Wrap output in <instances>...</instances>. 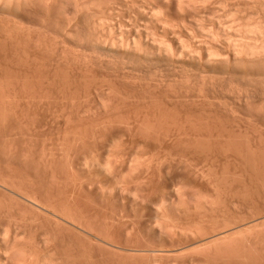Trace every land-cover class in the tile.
<instances>
[{
    "label": "bare ground",
    "instance_id": "obj_1",
    "mask_svg": "<svg viewBox=\"0 0 264 264\" xmlns=\"http://www.w3.org/2000/svg\"><path fill=\"white\" fill-rule=\"evenodd\" d=\"M0 97V264H264V0H0Z\"/></svg>",
    "mask_w": 264,
    "mask_h": 264
},
{
    "label": "rangeland",
    "instance_id": "obj_2",
    "mask_svg": "<svg viewBox=\"0 0 264 264\" xmlns=\"http://www.w3.org/2000/svg\"><path fill=\"white\" fill-rule=\"evenodd\" d=\"M0 98H2V97H0ZM0 100L2 101V99H0ZM46 123H47V122H46ZM48 124H50V123H48ZM42 126H43V128L40 127V130H41V132H42L41 134H43V137H42L41 141L38 140V141H40V142H38V143H39L40 145L43 144L44 146L49 147V146H50V143H51V141H50L49 131H51L50 133H52V131L54 130V127L50 126V127L53 129V130H51V129H48V128H50V127H48L49 125H47V124H46L47 127H45V128H44V126H45L44 124H43ZM48 130H49V131H48ZM38 143L35 144V145H36L37 147L39 146V148H40L41 146L38 145ZM231 162H232V160H231ZM231 162H230V164L226 167V169L224 168L225 166H224V167L221 166L220 168L222 169V167H223L224 170H227L230 174H233V172H235L236 170H237L236 172H238V169L235 168V166L238 167V166L236 165L237 163H235L234 160H233L234 163H233V162L231 163ZM221 169H220V170H221ZM218 170H219V169H218ZM224 170H222V171L224 172ZM236 172H235V173H236ZM247 175H248V174H247ZM232 176H235V175L233 174V175H231V177H232ZM235 177L238 178V176H235ZM245 177H246V176H245ZM236 178H233V179L236 180ZM242 178H243V177H242ZM243 179H244V178H243ZM240 180H241V178H240V179L238 178V179H237V182L240 181ZM262 197L264 198V196H262ZM0 198H2V197L0 196ZM4 199H5V198H4ZM4 199H3V200H4ZM3 200L0 199V206H1V207L5 204ZM260 200H262V201H263V204H264V200H263V199H260ZM262 201H261V202H262ZM6 202H7V203H6V205H7L9 202H8L7 200H6ZM261 202H260V203H261ZM261 204H262V203H261ZM6 205H5V206H6ZM262 206L264 207V205H262ZM3 207H4V206H3ZM263 207H262V209H264ZM263 211H264V210H263ZM1 222H2V221H1ZM0 224H1V225H0V239L3 240V241L1 240V242H4V240L6 241L5 238H7L8 236L11 235V232H10L9 235L4 236V234H5L4 228H5V227H3V225H2L3 222L0 223ZM3 231H4V234H3ZM8 233H9V232H8ZM10 238H11V237H10ZM10 238H7V240L10 239ZM1 242H0V243H1ZM263 256H264V253H263ZM150 260H151V259H149V264L152 263V262H151L152 260H151V261H150ZM162 260H163V259H162ZM162 260H160V261H162ZM157 261L159 262V260H156V261L153 262L152 264L156 263ZM163 261H164V260H163ZM163 261H162V263H163ZM165 261H166V260H165ZM158 262H157V263H158ZM157 263H156V264H157ZM162 263H161V264H162ZM158 264H159V263H158ZM164 264H165V263H164Z\"/></svg>",
    "mask_w": 264,
    "mask_h": 264
}]
</instances>
